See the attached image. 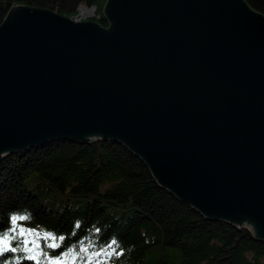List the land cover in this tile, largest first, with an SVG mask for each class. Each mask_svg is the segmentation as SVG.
I'll list each match as a JSON object with an SVG mask.
<instances>
[{
    "label": "water",
    "instance_id": "1",
    "mask_svg": "<svg viewBox=\"0 0 264 264\" xmlns=\"http://www.w3.org/2000/svg\"><path fill=\"white\" fill-rule=\"evenodd\" d=\"M107 25L12 2L0 164L116 140L206 218L264 242V15L244 0H106Z\"/></svg>",
    "mask_w": 264,
    "mask_h": 264
},
{
    "label": "trees",
    "instance_id": "2",
    "mask_svg": "<svg viewBox=\"0 0 264 264\" xmlns=\"http://www.w3.org/2000/svg\"><path fill=\"white\" fill-rule=\"evenodd\" d=\"M105 1L0 0V24L10 4L20 2L69 18L81 5L94 6L92 20L107 25ZM244 2L264 15V0ZM12 215L31 217L21 222L26 231L34 230L29 240L56 234L57 252L78 249L81 240L91 251H112L108 244L115 239L122 254L113 255L109 264H143L154 246L176 248L179 264H264V242L233 222L206 218L162 187L140 157L112 139L68 140L7 156L0 164V231L10 227ZM21 255L8 253L0 260L13 264Z\"/></svg>",
    "mask_w": 264,
    "mask_h": 264
},
{
    "label": "snow or ice",
    "instance_id": "3",
    "mask_svg": "<svg viewBox=\"0 0 264 264\" xmlns=\"http://www.w3.org/2000/svg\"><path fill=\"white\" fill-rule=\"evenodd\" d=\"M28 215H12L9 218L10 227L6 230L0 231V258L6 257V254L11 253L14 256L18 253H22L13 264H20V260H27L32 264H67L66 258L69 253H72V264H109L113 255L119 256L122 253L117 252L115 245L116 240L113 239L108 248L112 251H106L105 248H100L98 251H91L89 247L84 245V241H80V247H69L63 252H57L60 247L55 243L57 236L54 233H46L45 236L33 238L29 240L27 237L34 230H25L24 225L21 223L26 220H30ZM76 227H79L77 225ZM66 238L63 235L59 236V240L63 242ZM45 241L41 246L40 241ZM51 240V243L47 241ZM48 249L51 250V254ZM95 258V259H94ZM0 264H6V261L0 260Z\"/></svg>",
    "mask_w": 264,
    "mask_h": 264
},
{
    "label": "rangeland",
    "instance_id": "4",
    "mask_svg": "<svg viewBox=\"0 0 264 264\" xmlns=\"http://www.w3.org/2000/svg\"><path fill=\"white\" fill-rule=\"evenodd\" d=\"M80 8L87 9L89 12H92L90 14H86L85 16H80L78 10ZM93 16H95V7H86V6H79L77 8L76 14L71 17L72 19H85V20H92ZM72 253L69 254V256L66 258L67 264H72ZM95 259V258H94ZM180 257L179 252L176 248L163 246L162 248L160 246H154L151 247L145 257L143 264H179ZM79 264V261L77 262Z\"/></svg>",
    "mask_w": 264,
    "mask_h": 264
},
{
    "label": "bare ground",
    "instance_id": "5",
    "mask_svg": "<svg viewBox=\"0 0 264 264\" xmlns=\"http://www.w3.org/2000/svg\"><path fill=\"white\" fill-rule=\"evenodd\" d=\"M78 12H79V15H80V16H85L86 14H90V13H92V12H89L87 9H84V8H80V9L78 10Z\"/></svg>",
    "mask_w": 264,
    "mask_h": 264
}]
</instances>
